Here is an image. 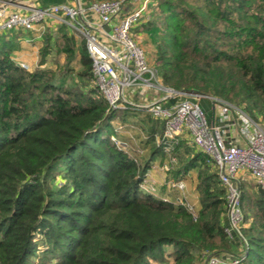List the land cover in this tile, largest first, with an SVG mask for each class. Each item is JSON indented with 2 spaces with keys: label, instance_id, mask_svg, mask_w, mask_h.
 I'll list each match as a JSON object with an SVG mask.
<instances>
[{
  "label": "trees",
  "instance_id": "trees-1",
  "mask_svg": "<svg viewBox=\"0 0 264 264\" xmlns=\"http://www.w3.org/2000/svg\"><path fill=\"white\" fill-rule=\"evenodd\" d=\"M141 29L145 44L157 47L153 65L164 84L264 120V0H153ZM15 31L0 35V264H203L210 256L264 264L258 184L251 194L240 181L242 254L225 232L226 190L209 156L182 138L172 161L157 142L162 122L143 109H133L147 117L138 121L140 143L128 140L142 152L119 148L113 122H129L132 109L107 111L85 39L65 26L49 28L38 64L25 70L14 58L22 33ZM53 52L63 61L50 62ZM158 159H169L170 181L196 170L198 209L143 191Z\"/></svg>",
  "mask_w": 264,
  "mask_h": 264
},
{
  "label": "built area",
  "instance_id": "built-area-1",
  "mask_svg": "<svg viewBox=\"0 0 264 264\" xmlns=\"http://www.w3.org/2000/svg\"><path fill=\"white\" fill-rule=\"evenodd\" d=\"M152 3L153 0H100L85 4L69 0L42 6L36 0H0V35L21 29L31 33L33 39L41 40L49 28L57 30L65 26L84 38L92 61L93 82L108 104L107 111L146 110L162 122L163 133L157 142L165 144L169 155L173 145L184 138L209 156L226 190L228 239H244L247 243L242 233L240 178L249 174L264 190V129L231 102L194 90H177L163 83L145 48L132 34L135 26L150 17ZM19 65L29 69L24 61ZM205 97L212 101L215 113L212 122L200 104ZM236 131L242 142L234 139ZM115 143L127 149L125 142ZM172 161H176L175 157ZM145 185L143 181V191L153 194ZM171 187L184 190L185 183L169 181ZM240 260L210 256L206 264H238Z\"/></svg>",
  "mask_w": 264,
  "mask_h": 264
},
{
  "label": "rangeland",
  "instance_id": "rangeland-1",
  "mask_svg": "<svg viewBox=\"0 0 264 264\" xmlns=\"http://www.w3.org/2000/svg\"><path fill=\"white\" fill-rule=\"evenodd\" d=\"M70 1H72V0H70ZM38 4L39 5H42L40 2H38ZM47 4H49V3H47ZM42 6H46V5H42ZM15 32H19V33H21L20 34V36L17 38V40H18V43H19V45H20V49L19 50H17L16 52H15V55H14V58H15V61L19 64V62L20 61H23V60H18L17 59V54L18 53H20V54H27V53H29L31 56H28L26 59V61H24V62H26L28 65H29V69H25V70H32L34 67H36V65L38 64V60H39V52H40V45H41V43H42V41H43V39H41V40H38V39H35L34 41H32V42H28V41H26V39H33V36L31 37V36H28L29 38H24V36L25 35H29V34H27V33H24L21 29H16V31ZM145 33V30L143 31V29H141V24H139V25H137V26H135L133 29H132V34H133V36H142V37H140V38H137L138 40H139V42L143 45V47L145 48V50L147 51V54H148V56H149V61L152 63V64H154V65H156V63L154 62V60L152 59V54L154 53V49H156L157 47L153 44V45H147V44H145V42H144V40L146 39V40H148V37L147 36H145L146 34H144ZM15 34V33H14ZM77 35V34H76ZM77 36H79V35H77ZM34 50L36 51V53H34ZM150 50L152 51V52H150ZM32 53H34L33 55H32ZM54 54L52 55V56H49L48 57V60L51 62V60H56V59H58L59 58V60L60 61H63V59H64V54H62V55H60V57H58L57 55H56V53L55 52H53ZM62 53V52H61ZM157 66V65H156ZM201 106H202V108L204 109V111H205V113H206V115H207V117H208V119H209V121L210 122H212V120H213V118H215V113H214V111H213V105H212V101L210 100V98H207V97H205L202 101H201ZM137 111H135V110H128V113H129V115H127V117L128 118H130L128 121L129 122H126V123H121V122H118V118L116 119V120H114V122H113V124H114V126H115V129L118 131L117 133L118 134H114L113 135V137H114V142L115 141H118L119 140V138H121V139H124V141H126L125 143H126V145H127V148H132V150H134V151H137L138 153H141L142 152V150H138V149H140L139 147H137L138 145H136L135 143L133 144V146L134 147H132V145H131V143H130V141H128V140H131V141H133V140H137V142H138V144L140 143L139 142V139L138 138H142V133L145 131V129L143 128V126L141 127V126H138L139 125V120L140 119H146L147 117H145L144 115H146V114H143V113H140V112H137ZM143 115V116H142ZM143 117V118H141V117ZM216 122H219L217 119H216ZM259 125H260V127H262L263 129H264V120H262L261 121V123H258ZM227 133L228 134H230L231 133V130L228 128L227 129ZM234 135V134H233ZM188 147V145L186 144V141H184V143H180V151L181 152H184L185 150H186V148ZM141 151V152H140ZM174 155L172 154V155H170V158L171 157H173ZM169 160V159H168ZM168 160H166V159H164L163 161L162 160H160V159H158V160H156V161H154L153 162V164H152V166H151V168H150V171L148 172V176L147 177H145L146 179H145V181H146V184L147 185H145L146 186V188L148 189V191H154L153 192V196H155V197H159V198H161L162 197V199H164V198H167V199H169L168 197H170V196H173V195H176V196H181V198L182 197H185V195H186V193H188L186 190L188 189L187 188V185H186V183L184 182V181H182V182H184L185 183V188H184V190H180V189H178L179 190V192H180V194H178V193H176L175 191H173L174 189H177V188H169L168 186H169V183H167V187H164V186H166V184H162V183H164V181H166V179H167V177H168V175H167V172H166V166L168 165ZM194 172V175H196L197 176V174L195 173L196 172V170H194L193 171ZM150 179V180H149ZM168 181V180H167ZM172 181V180H171ZM240 181L242 182V181H246V182H248L249 183V189H248V191L252 194V191H253V189L254 188H252L253 186H257V183L255 182V180H254V178H252V176L251 175H249V174H245L242 178H240ZM169 182V181H168ZM176 182H178V181H176ZM240 182V183H241ZM146 189V190H147ZM171 193H170V192ZM188 191H190V190H188ZM146 192V191H145ZM248 192V193H249ZM149 193V192H148ZM192 192H190V194H191ZM173 194V195H172ZM192 194H194L195 196H196V193L195 192H193ZM199 194V193H198ZM197 194V195H198ZM188 195V194H187ZM173 197H175V196H173ZM188 197H189V195H188ZM185 199V198H184ZM183 198H182V200H176L175 201V204H182V203H184V202H186L187 201V205L189 206V207H192V209L194 208V205L195 204H193L194 203V200H192V201H188V200H184ZM244 236V235H243ZM245 237V236H244ZM236 242V243H235ZM235 242H233V241H231V243H235L236 245H237V250H239V252L240 253H242V251L244 250V249H246V248H248V244L247 243H245V241H244V239H238V240H236ZM239 247V248H238ZM241 247V248H240ZM243 253H246V252H244L243 251ZM242 253V254H243ZM202 263L203 264H206V262L204 261H202Z\"/></svg>",
  "mask_w": 264,
  "mask_h": 264
},
{
  "label": "crops",
  "instance_id": "crops-1",
  "mask_svg": "<svg viewBox=\"0 0 264 264\" xmlns=\"http://www.w3.org/2000/svg\"><path fill=\"white\" fill-rule=\"evenodd\" d=\"M27 34H29V33H27ZM28 36H31L32 37V35H25L24 36V38L26 37V38H29ZM35 39H26V41H28V42H32V41H34ZM17 53V52H16ZM34 53H36V51L34 50ZM34 53H32V55L34 54ZM28 56H31L29 53H27V54H20V53H18L17 54V59L18 60H23V61H26L27 59V57ZM234 139H236V140H239L240 142H242L243 141V138H242V136H241V134L239 133V132H237L236 131V133H235V135H234ZM150 180V179H149ZM170 181L169 179H168V177H167V179H166V181H164V183H162V184H166V186H164V187H167V183H169L168 181ZM196 175H194V172L192 171V173H191V175H190V177L188 178V179H185V180H183L185 183H186V185H187V192L188 193H186V195H185V197H182L185 201L186 200H188V201H192V200H194V203L193 204H195L194 205V207L195 208H199L200 207V200H199V194H198V192L196 191ZM181 181V180H180ZM169 187V186H168ZM188 190H190V191H188ZM173 191H175L176 193H178V194H180V192H179V190L178 189H176V190H173ZM170 192V191H169ZM190 192H195L196 193V196L194 195V194H190ZM171 193V192H170ZM189 195V197H188V195ZM198 194V195H197ZM173 195V194H172ZM173 196H175V197H173ZM173 196H170V197H168L171 201H176V200H182V198H181V196H176V195H173ZM162 198V197H161ZM186 203H187V201H186Z\"/></svg>",
  "mask_w": 264,
  "mask_h": 264
}]
</instances>
